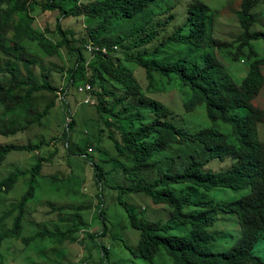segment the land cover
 <instances>
[{"label":"trees","instance_id":"16d2710c","mask_svg":"<svg viewBox=\"0 0 264 264\" xmlns=\"http://www.w3.org/2000/svg\"><path fill=\"white\" fill-rule=\"evenodd\" d=\"M156 1L157 5L162 0H96L87 6L78 5L80 0H46L42 12H60L56 28L61 40L53 42L46 32L33 27L35 0H0V51L9 59L0 66V136L16 138L48 115L55 99L40 112L33 101L36 92L48 91L56 96L59 90L66 94L71 87L78 91L81 85L90 84V95L97 98L100 123L109 129L108 138L119 156L113 162H121V157L132 164L126 169L132 184L128 187L112 184L109 188L118 191V202L125 208L131 226L140 232L133 255L153 262L164 249L173 264H264V259L254 253L257 242L264 239V141L259 139L264 109L254 104L264 90V52L258 53L253 43L264 40V31L252 29L256 21L253 9L260 3L264 5V0L241 1L237 16L243 30L232 40L214 33L217 12L204 0H189L182 24L152 50L148 46L160 39L162 27L177 16L172 12L176 5L161 12L166 21L153 28L151 19L128 35L112 39L104 34L114 19L134 18ZM80 15L97 21L98 25L87 30L80 39L82 46L76 48L69 39L74 31L64 29L61 21ZM88 43L107 48L111 53L88 54L85 49ZM174 44L185 54L161 60L162 51ZM116 46L121 47L128 62L144 70L145 82L126 71L122 58L115 56ZM62 47L75 57V65L68 70L56 65L42 66V83L37 82L33 68L41 62L30 54L38 50L44 57H54ZM220 54L234 62H248L249 70L241 84L234 81ZM17 64L25 70V78L18 77ZM55 70L62 77L65 74L66 85L62 89L50 81ZM169 88L182 92L181 113L151 96ZM72 124L73 121L69 122L62 130L66 154L89 159L88 149L94 147L90 136L81 140L78 153L67 145ZM224 125L226 129L222 131ZM45 145L0 143V167L11 152H32ZM189 147L195 149L186 154L178 152ZM177 159L183 160L179 166ZM45 161L37 157L29 172L26 191L15 206L2 213L0 222L14 216L11 227L0 233V247L5 240H19L26 247L45 239L63 244L76 240L79 232L85 231L81 241L92 240L104 258L109 250L98 239L107 233L103 191L111 172L98 165L94 178L99 190L95 219L89 222L84 217V212L93 208L90 205L56 206L49 202L43 218L57 220L53 229L43 226L31 235H22L25 216H32L26 204L34 197L36 172L40 173ZM154 169L159 170V175L151 179L147 172ZM25 174V171L10 172L0 179V195L10 191ZM245 187L248 192L232 201H221L218 194H211L214 190L239 191ZM128 193H143L155 205L168 207L169 219L163 223L140 218L121 200ZM228 214L237 217L238 236H229L226 230L222 216ZM98 218L103 219L104 228L97 233L86 231ZM176 224L185 225L180 228L185 231L173 235L171 231ZM228 237L233 243L226 250H213L215 241ZM91 258L89 255L83 262Z\"/></svg>","mask_w":264,"mask_h":264},{"label":"rangeland","instance_id":"374dc122","mask_svg":"<svg viewBox=\"0 0 264 264\" xmlns=\"http://www.w3.org/2000/svg\"><path fill=\"white\" fill-rule=\"evenodd\" d=\"M46 0H35L36 8L33 12L35 21L33 27L37 30L46 32L48 38L53 42H59L61 35L57 31V23L60 12L46 11L42 12V4ZM96 0H80L78 5L87 6ZM102 1V0H99ZM160 0H158L159 2ZM189 0H162L157 1L138 16L130 19L116 18L109 24L108 30L104 33L107 37L115 39L119 35H128L132 33L139 25L146 24L151 20L150 28L157 26L160 21H166L164 14L161 12L168 9L171 5H176L172 11L177 16L168 25L163 26L160 30V39L148 46L149 50L155 48L160 41L174 32L184 21L183 15L186 10ZM217 12V18L214 25V33L223 38L232 40L236 37L243 28L240 25L237 11L241 7L242 0H204ZM253 12L256 15V21L252 26L253 30L264 31V5L262 3L254 7ZM170 15V14H168ZM61 24L64 29L74 31L73 36L69 39L73 42L76 48L82 46L80 39L85 36L87 30L98 25L97 21L90 20L86 16H71L62 19ZM254 45L258 53L264 52V40H255ZM143 49V48H142ZM140 49V50H142ZM185 54L177 44L170 46L162 51L161 60L176 59L180 54ZM39 59L41 63L34 65V79L42 83L41 67H53L56 65L66 70L71 69L75 65V57L62 47L60 54L54 57H44L38 50H34L30 54ZM122 58V65L126 71L131 73L140 82H145V72L137 64L128 62L121 47L115 54ZM41 58V59H40ZM220 58L225 62L228 71L234 81L241 84L249 70L247 61H232L227 55H221ZM9 59L0 51V66H3ZM18 77L25 78L26 72L19 64L16 66ZM264 72V69H263ZM60 89L66 85L65 74L62 77L61 73L55 70L51 80ZM110 88V83H106ZM154 99L160 100L171 107L175 112L183 111V95L178 88H169L166 91L151 94ZM91 101L85 103L86 95L79 94L75 87L68 89L64 94L58 91L54 96L48 91L36 92L33 101L37 110L42 112L44 108L55 99V105L49 110L48 115L44 117L40 124H35L26 132L20 133L16 138H5L0 136V143L8 144L15 141L17 144H37L44 142L47 146H42L39 150L32 152H11L4 164L0 167V179L5 178L10 172H27L19 177L18 182L14 187L5 194L0 195V217L3 212L8 211L15 206L20 196L26 191L28 180L30 178V170L35 166L37 157H41L46 161L36 178L35 194L31 201L26 204L27 210H32V216H25L26 221L23 222L22 235L27 236L33 234L38 227L47 226L53 229L57 220L44 219V212L47 210V203L53 202L56 206H79L90 205L91 210L84 212V217L87 221L95 219L94 207H97L99 192L95 182L96 165L100 166L103 171L111 172L108 176V182L103 191L104 195V210L106 217L107 233L106 236L98 239V242L108 248V252L104 258L99 248L95 246L92 240L85 239V231H80L76 240L67 241L63 244H55L50 239L36 240L30 243L27 247L18 241L6 240L3 242L0 250V264H83V260L89 255L92 256L88 260V264H173L164 249L156 256L153 262L135 257L132 251L136 250L140 240V232L135 230L129 221L128 214L125 208L118 202L119 193L109 187L114 185H122L128 187L132 184L131 179L127 176L126 169L132 167L129 161L121 158V162H113V159L118 158V153L114 143L108 138L109 129L105 124L100 123L101 119L96 111L97 98L92 95L89 97ZM254 104L264 109V90L261 95L254 101ZM73 121L72 128L69 131V141L67 143L70 149L78 153V145L83 138L91 137L94 142V147L88 149L90 154L89 159H84L77 154H66V147L63 145L62 130L67 122ZM100 128L104 132H100ZM222 131L226 129L224 125ZM117 138L120 135L117 133ZM259 139L264 141V127L259 130ZM195 147L180 148V154H186L188 151L194 150ZM176 150H174V153ZM186 159V156L184 157ZM177 166L182 163V159H177ZM185 161V160H184ZM148 177L155 179L159 175V170L154 169L147 172ZM152 174V177L149 176ZM54 178V179H53ZM110 179V182H109ZM39 185V186H38ZM248 192V187L239 191L229 189L214 190L211 192L213 196L219 195L221 201H232L238 199ZM122 201L128 203L136 214L143 219L152 222L165 223L169 219V208L163 205H155L152 199L143 193H128L121 197ZM14 216V215H13ZM13 216L7 217L0 222V233L11 227ZM223 221L226 225V230L229 236H238L239 226L237 217L233 214L223 215ZM102 218L93 221V227L86 229L91 233H97L104 228ZM43 221V222H41ZM185 225H174L171 231L173 235H179L185 230H180ZM188 226V225H187ZM233 241L230 237L220 239L213 243V250H226ZM254 253L264 259V239L257 242L254 247Z\"/></svg>","mask_w":264,"mask_h":264},{"label":"built area","instance_id":"2783aa9c","mask_svg":"<svg viewBox=\"0 0 264 264\" xmlns=\"http://www.w3.org/2000/svg\"><path fill=\"white\" fill-rule=\"evenodd\" d=\"M85 49L87 51L88 54H95V53H103L105 55H109L111 52L109 49L107 48H104V47H101V46H97V45H94L93 43H89L85 46ZM116 50L119 49L118 46L115 47ZM91 90V85H86V87H81L79 89L80 92L82 93H88L89 91ZM89 102H93L94 101H91L89 97L86 98L85 100V103H89ZM83 264H88L87 262H83Z\"/></svg>","mask_w":264,"mask_h":264},{"label":"clouds","instance_id":"9594fccd","mask_svg":"<svg viewBox=\"0 0 264 264\" xmlns=\"http://www.w3.org/2000/svg\"><path fill=\"white\" fill-rule=\"evenodd\" d=\"M88 44H89V43H88ZM86 45H87V44H86ZM86 45H85V46H86ZM115 50H116V49H115ZM118 50H119V49H118ZM118 50H116V51H118ZM86 85H90V84L81 85V86L78 88V91H77V92H78L79 94L86 95V98H87V97H92V95H90L91 90H92V86H91V90H90L88 93H82V92L79 91V89H80L81 87H86ZM85 100H86V99H85ZM90 100H91V99H90ZM84 102H85V101H84ZM94 103H95V101H94ZM94 103H93V104H94ZM70 122H71V120H70ZM68 123H69V122H67V123L65 124V127L67 126ZM5 241H6V240H5ZM11 241H13V240H11ZM2 244H3V243H2ZM1 247H2V245H1ZM1 247H0V250H1ZM0 259H1V258H0ZM84 262H86V261H84ZM1 263H2V260H1Z\"/></svg>","mask_w":264,"mask_h":264}]
</instances>
